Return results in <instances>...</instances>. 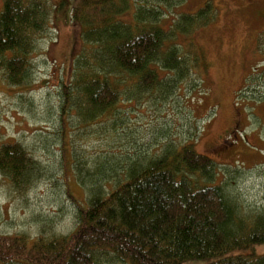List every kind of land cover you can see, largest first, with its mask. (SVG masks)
Here are the masks:
<instances>
[{
	"label": "trees",
	"instance_id": "1",
	"mask_svg": "<svg viewBox=\"0 0 264 264\" xmlns=\"http://www.w3.org/2000/svg\"><path fill=\"white\" fill-rule=\"evenodd\" d=\"M133 1H70L82 46L62 98L87 124L118 113L124 87L132 88L130 100L145 92L163 99L192 67L199 72L193 34L213 20V5L182 13L164 30L162 5L179 1L136 0L132 19L121 20ZM54 11L52 0H2L0 70L9 85L29 82L34 43L56 30ZM194 146L163 144L157 155L127 164L116 185L93 186L68 235H0V264H101L107 254L125 264H264L255 252L264 245V215L245 212L222 185L200 184L213 179L216 165ZM35 164L20 144L0 146V173L17 188L30 183Z\"/></svg>",
	"mask_w": 264,
	"mask_h": 264
},
{
	"label": "rangeland",
	"instance_id": "2",
	"mask_svg": "<svg viewBox=\"0 0 264 264\" xmlns=\"http://www.w3.org/2000/svg\"><path fill=\"white\" fill-rule=\"evenodd\" d=\"M70 1L52 0L56 30L35 41L27 86L9 85L0 70V146L18 143L36 161L22 188L0 173V235L70 234L91 189L116 185L127 164L157 155L169 142L194 141L196 152L216 165L213 179L199 183L222 185L245 212L264 215V0L162 5L164 30L182 13L195 12L206 1L213 5V20L193 34L200 73L188 69V77L163 99L145 92L130 100L132 88L124 87L120 111L89 124L62 98L61 83L72 77V60L82 46ZM138 4L134 0L120 19L131 20ZM255 252L264 253V245ZM101 259L125 264L112 254Z\"/></svg>",
	"mask_w": 264,
	"mask_h": 264
},
{
	"label": "bare ground",
	"instance_id": "3",
	"mask_svg": "<svg viewBox=\"0 0 264 264\" xmlns=\"http://www.w3.org/2000/svg\"><path fill=\"white\" fill-rule=\"evenodd\" d=\"M170 51V50H169Z\"/></svg>",
	"mask_w": 264,
	"mask_h": 264
}]
</instances>
